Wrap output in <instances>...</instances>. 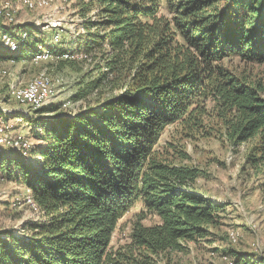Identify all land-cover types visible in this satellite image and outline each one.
Wrapping results in <instances>:
<instances>
[{"label":"trees","instance_id":"16d2710c","mask_svg":"<svg viewBox=\"0 0 264 264\" xmlns=\"http://www.w3.org/2000/svg\"><path fill=\"white\" fill-rule=\"evenodd\" d=\"M76 9L84 35L71 54L83 57L61 63H93L96 75L84 74L71 100L106 83L117 93L73 116H38L43 145L14 157L0 147V171L16 173L43 217L0 235V264H158L207 239L221 208L194 191L201 171L182 163L187 153L169 144L176 163L157 149L168 126L184 137L216 128L234 146L254 140L246 164L264 192V77L251 68L264 64V0H78ZM0 32L17 39V51L0 42V60L32 56L25 24L0 18ZM232 58L244 68L231 69ZM136 202L128 242L114 248ZM147 215L157 220L146 225Z\"/></svg>","mask_w":264,"mask_h":264},{"label":"rangeland","instance_id":"374dc122","mask_svg":"<svg viewBox=\"0 0 264 264\" xmlns=\"http://www.w3.org/2000/svg\"><path fill=\"white\" fill-rule=\"evenodd\" d=\"M77 1L67 0L65 3H53L32 10H28L18 1H12L3 14L4 16L7 12L10 14L11 24L27 26L28 32H31L30 43L33 45L31 52L51 50L53 54L52 57L41 58L37 62L31 61L32 56H29V53L18 62L7 60L6 65H3V61L0 60V113H2L0 120L12 123L11 132L21 134L31 147L43 145L36 136L40 133L34 122L38 116L48 120L54 119L56 115L73 116L83 112L86 106L94 105L98 99L117 93L116 87L106 83L84 100H71L78 85L88 78H85L84 74L91 73L90 77L96 75L93 63L80 61L74 65L67 62L61 63L60 55L64 53L73 55L71 53L80 52L77 50L78 42L79 37L84 35V30L81 24L82 19L76 9ZM4 2L5 0H0V7ZM162 6L164 7L163 4ZM162 13H166V10L162 9ZM91 15L92 13L90 17ZM21 32H25L27 36L26 31ZM229 63L231 69L242 70L245 66L239 63L237 58H232ZM251 68L252 75H256L257 78L264 77V64L260 66L253 64ZM39 73L48 77L55 92L54 96L40 107L45 109L53 107L54 110L42 115L35 112L37 109L17 104L10 97V87L25 84ZM22 111L28 114V118L14 116L18 113L22 115ZM9 113L14 119L2 118L7 117ZM15 119L17 121L13 122ZM180 132L181 130L176 129L175 125L168 126L158 142L157 149L166 153L165 156L176 163L180 160L169 148V144L187 153L190 159L182 163L201 171L193 184L194 191L221 208L218 211L217 224L208 227L210 236L207 239L182 242L184 247L182 251L162 257L158 264H264V192L260 187L261 176L256 175L246 164V155L255 141L250 140L237 146L230 145L220 136L216 128L209 130L207 137L199 135L184 137V134ZM1 146L15 152V154L12 152L7 154L11 157L20 153L14 151L10 145L0 144ZM22 160L30 163L32 157L27 154V157ZM14 175L16 173L11 175L0 171V235L2 238H5V233L20 236L24 224L43 220L36 207L26 202L25 198L29 196L27 189ZM141 211V204L136 202L119 219L111 238V245L114 248L128 242L131 224L135 215ZM156 220L155 216L147 215L143 223L150 225ZM229 231L237 234L236 242L229 241ZM239 259L243 261H237Z\"/></svg>","mask_w":264,"mask_h":264},{"label":"bare ground","instance_id":"6f19581e","mask_svg":"<svg viewBox=\"0 0 264 264\" xmlns=\"http://www.w3.org/2000/svg\"><path fill=\"white\" fill-rule=\"evenodd\" d=\"M18 1L21 5L24 7H27L28 10L36 9V8H43L46 6H49L53 3H65L67 0H5L3 6L0 7V18H4L6 22L12 23V17L7 12L6 16L3 14L5 13V10L8 9L11 2ZM24 37V36H23ZM0 42L3 43V45L10 51H15L16 47H14L15 39L5 33L0 32ZM53 54L50 51L47 50H41L37 51L32 54L31 61L37 62L41 58L45 57H52ZM83 56L78 55H70L68 53H64L63 55H60V58L62 60L64 59H71V58H82ZM17 88V90H16ZM35 90H44V92H38ZM22 92H28V97L23 94ZM46 94V95H45ZM55 92L51 86V81L48 79V77L43 74L39 73L33 78H31L27 83L10 87V97L11 100L16 102L20 105H27L28 107L32 109H39L49 98L54 96ZM38 103V104H36ZM64 106L66 105L63 104ZM17 120L15 119L16 122ZM19 121V120H18ZM12 127L13 124H9L8 122L3 123L0 122V144H6L4 141V134H10L12 133ZM11 148L14 149V151L18 152H27V149L30 146V143L21 135L18 133L17 136V143L15 144H8ZM7 146V145H6ZM24 146V147H22ZM26 202L33 206L34 208L35 203L33 202L31 196H27L25 198ZM228 239L231 242H236L237 234L234 231L228 232Z\"/></svg>","mask_w":264,"mask_h":264},{"label":"built area","instance_id":"2783aa9c","mask_svg":"<svg viewBox=\"0 0 264 264\" xmlns=\"http://www.w3.org/2000/svg\"><path fill=\"white\" fill-rule=\"evenodd\" d=\"M14 47H15V43H14ZM16 90H17V88H16ZM35 91L45 93L44 90H35ZM22 93L28 97V92H22ZM36 104H38V103H36ZM0 122H2V125H3V123H5L6 121L0 120ZM0 131H1V129H0ZM17 136H18V132L17 133L4 134V141H5L6 145L17 143ZM22 147H24V146H22Z\"/></svg>","mask_w":264,"mask_h":264},{"label":"crops","instance_id":"0c3cea01","mask_svg":"<svg viewBox=\"0 0 264 264\" xmlns=\"http://www.w3.org/2000/svg\"><path fill=\"white\" fill-rule=\"evenodd\" d=\"M3 65H6L7 64V60H3ZM8 95V92L6 93V96ZM2 113H0V115H1ZM2 118H9V119H14V118H11V115H8L7 117H2Z\"/></svg>","mask_w":264,"mask_h":264}]
</instances>
